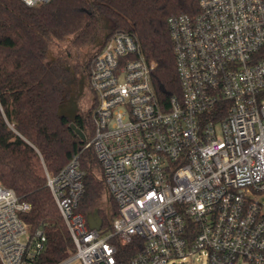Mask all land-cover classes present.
I'll list each match as a JSON object with an SVG mask.
<instances>
[{
  "label": "built area",
  "instance_id": "1",
  "mask_svg": "<svg viewBox=\"0 0 264 264\" xmlns=\"http://www.w3.org/2000/svg\"><path fill=\"white\" fill-rule=\"evenodd\" d=\"M37 7L53 0H21ZM169 19L181 94L163 109L139 38L120 32L90 59L92 148L119 215L91 229L75 156L47 184L75 251L58 264H264V0H198ZM0 183V264H36L46 237ZM102 225V224H101Z\"/></svg>",
  "mask_w": 264,
  "mask_h": 264
},
{
  "label": "trees",
  "instance_id": "2",
  "mask_svg": "<svg viewBox=\"0 0 264 264\" xmlns=\"http://www.w3.org/2000/svg\"><path fill=\"white\" fill-rule=\"evenodd\" d=\"M198 13V0H53L37 7L0 0V183L31 205L24 222L32 234L41 231L46 237L36 264H58L75 251L46 171L55 176L79 156L86 173L80 211L100 219L104 230L119 215L107 196L102 167L92 148H86L94 134V108L79 110L74 121L85 142L62 110L72 94L71 80L81 69V76L88 77L89 66L75 62L69 50L50 59L49 50L69 40L77 48L95 45L103 23L109 33L98 51L117 33L136 35L147 63L154 65L152 86L166 110L181 94L169 19ZM104 201L112 206L108 213L101 208ZM123 251V263L130 264L137 250Z\"/></svg>",
  "mask_w": 264,
  "mask_h": 264
},
{
  "label": "rangeland",
  "instance_id": "3",
  "mask_svg": "<svg viewBox=\"0 0 264 264\" xmlns=\"http://www.w3.org/2000/svg\"><path fill=\"white\" fill-rule=\"evenodd\" d=\"M109 33V28L108 24L103 23V28L101 30V33L99 35L98 40L96 41L95 45H87L84 48H77L72 45V40H69L68 42H62L57 46H53L49 50V58L50 59H56L59 54H63L66 50H69L71 52V55L74 57L75 62L78 64L80 63L81 65H84L87 69L88 66H90V59L92 56H94L97 51H98V46L104 41L106 35ZM82 69L79 70V75L77 79L81 76L82 74ZM70 100V97L67 99L65 104L69 106L68 101ZM96 103V96L94 92L92 91L89 83L87 82V85L85 86L83 93L78 100V107L80 111H87L90 108H92ZM99 179H102L101 173L99 174ZM101 208L104 210L105 213H108L111 211L112 206L104 201L102 203ZM104 230V229H103ZM71 264H81L79 261H74ZM171 264H208L207 259L204 256L200 255H195L192 258H188L187 261H182V260H177L174 263Z\"/></svg>",
  "mask_w": 264,
  "mask_h": 264
},
{
  "label": "water",
  "instance_id": "4",
  "mask_svg": "<svg viewBox=\"0 0 264 264\" xmlns=\"http://www.w3.org/2000/svg\"><path fill=\"white\" fill-rule=\"evenodd\" d=\"M69 106L64 104L63 106V112L66 113V115L72 120L71 129L75 131V133L85 142L86 136L85 134L76 127L74 121L76 119V116L79 112L78 102L77 101H68ZM88 224L91 229H100L102 221L100 219H96L95 217H88Z\"/></svg>",
  "mask_w": 264,
  "mask_h": 264
},
{
  "label": "flooded vegetation",
  "instance_id": "5",
  "mask_svg": "<svg viewBox=\"0 0 264 264\" xmlns=\"http://www.w3.org/2000/svg\"><path fill=\"white\" fill-rule=\"evenodd\" d=\"M76 78L77 77L75 76V78L72 79L70 82V86L72 88V94L70 96L69 101H77L78 102V100L80 99V97L83 93L85 86L87 85L88 77L82 75L81 80L79 82Z\"/></svg>",
  "mask_w": 264,
  "mask_h": 264
}]
</instances>
